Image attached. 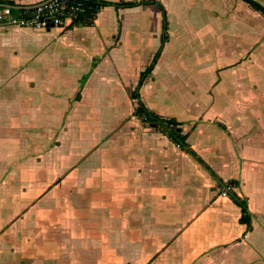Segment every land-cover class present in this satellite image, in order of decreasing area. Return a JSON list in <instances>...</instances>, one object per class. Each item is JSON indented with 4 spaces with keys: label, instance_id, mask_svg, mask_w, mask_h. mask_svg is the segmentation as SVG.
Here are the masks:
<instances>
[{
    "label": "crops",
    "instance_id": "1",
    "mask_svg": "<svg viewBox=\"0 0 264 264\" xmlns=\"http://www.w3.org/2000/svg\"><path fill=\"white\" fill-rule=\"evenodd\" d=\"M107 1L0 25V264H264V12Z\"/></svg>",
    "mask_w": 264,
    "mask_h": 264
},
{
    "label": "built area",
    "instance_id": "2",
    "mask_svg": "<svg viewBox=\"0 0 264 264\" xmlns=\"http://www.w3.org/2000/svg\"><path fill=\"white\" fill-rule=\"evenodd\" d=\"M86 12L83 0H50L33 8L0 7V25L29 26L46 29L52 26H66L74 23ZM141 118L150 123L152 118L143 113ZM227 182L224 183L222 194H228Z\"/></svg>",
    "mask_w": 264,
    "mask_h": 264
},
{
    "label": "trees",
    "instance_id": "3",
    "mask_svg": "<svg viewBox=\"0 0 264 264\" xmlns=\"http://www.w3.org/2000/svg\"><path fill=\"white\" fill-rule=\"evenodd\" d=\"M83 1L86 5V12L75 22L81 21V20L83 21L92 20L101 6L111 3L110 1H107V0H83ZM121 4L134 5V4H137V1H122ZM152 66H153V63H151L148 66L147 70L143 73V75L146 74V72L150 71ZM138 112H140L141 115L145 112L151 115L152 118L150 120V124H154V125L161 124L163 128L165 127L162 124V121H161L162 118L157 113L146 110L142 105L138 107ZM163 122H165V124L171 128V130L174 132V136L177 139L185 142L184 136L180 135V132L177 131L176 129L177 121L174 118L164 119ZM239 201L242 204L243 211H245V213L247 214V206L244 204V202L240 198H239ZM242 219H246V216H243Z\"/></svg>",
    "mask_w": 264,
    "mask_h": 264
},
{
    "label": "rangeland",
    "instance_id": "4",
    "mask_svg": "<svg viewBox=\"0 0 264 264\" xmlns=\"http://www.w3.org/2000/svg\"><path fill=\"white\" fill-rule=\"evenodd\" d=\"M167 1H169V2H170V1H175L177 4H181V2H183L182 0H167ZM193 3H194V2H193ZM190 7H191V8L194 7V4H191ZM179 9H180L181 13L183 14L182 8H179ZM191 12H192V13H195V12H196V9H195V8H192ZM197 12H198V10H197ZM199 17H202L201 14H200ZM7 172H9V171H7ZM69 178L72 179L71 182L73 181V178L75 179L74 182L76 181V179H80V178H82V172H81V170L76 171L75 174H74L73 176L70 175ZM56 191H58L59 194H64V193H66V192H69V193H71V194H79V195H80V194H82V192H83V187L80 186V185H77V184H75V185H65V186H63V187L59 186L58 189H57ZM54 192H55V191H54ZM86 198H87V197L85 196V199H86ZM86 200H87V199H86ZM86 200H85V201H86ZM92 209H93V208H91V210H92ZM86 211H87V213H85V215L89 214L88 209H87ZM52 234H55V232H54V233L52 232ZM55 237H57V236H55ZM36 241L40 242L39 240H36Z\"/></svg>",
    "mask_w": 264,
    "mask_h": 264
},
{
    "label": "water",
    "instance_id": "5",
    "mask_svg": "<svg viewBox=\"0 0 264 264\" xmlns=\"http://www.w3.org/2000/svg\"><path fill=\"white\" fill-rule=\"evenodd\" d=\"M48 1H50V0H43V1H40V2L30 3V4H12V3H7V2H0V6H10L12 8H16V9H18V8H33V7H36L39 4H43V3H46ZM246 1L252 3L253 5H255L256 7H258L259 9H261L264 12V4L261 3L260 1H258V0H246ZM163 125L168 130H170V128L166 124L163 123Z\"/></svg>",
    "mask_w": 264,
    "mask_h": 264
}]
</instances>
